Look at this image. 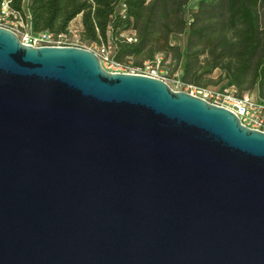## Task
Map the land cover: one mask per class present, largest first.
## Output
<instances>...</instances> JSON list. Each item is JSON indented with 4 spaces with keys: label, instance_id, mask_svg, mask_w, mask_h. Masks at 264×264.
<instances>
[{
    "label": "water",
    "instance_id": "water-1",
    "mask_svg": "<svg viewBox=\"0 0 264 264\" xmlns=\"http://www.w3.org/2000/svg\"><path fill=\"white\" fill-rule=\"evenodd\" d=\"M0 264H264V131L0 26Z\"/></svg>",
    "mask_w": 264,
    "mask_h": 264
},
{
    "label": "trees",
    "instance_id": "trees-1",
    "mask_svg": "<svg viewBox=\"0 0 264 264\" xmlns=\"http://www.w3.org/2000/svg\"><path fill=\"white\" fill-rule=\"evenodd\" d=\"M4 1L0 18L13 19L15 12L33 32L70 34L79 18L80 41L110 48L119 62L143 66L172 51L183 81L201 85L202 72L221 67L223 88L243 95L258 86L264 97V0H198L193 9L191 0H10L8 15ZM179 36H185L182 48L171 44Z\"/></svg>",
    "mask_w": 264,
    "mask_h": 264
},
{
    "label": "built area",
    "instance_id": "built-area-1",
    "mask_svg": "<svg viewBox=\"0 0 264 264\" xmlns=\"http://www.w3.org/2000/svg\"><path fill=\"white\" fill-rule=\"evenodd\" d=\"M9 2L10 0H5L2 5V12L6 15L11 13ZM12 14L14 15L15 19H18L21 27L13 28L2 25L0 26L14 31L19 36L20 40L25 44L35 47L77 46L72 43L70 34H54L49 31L33 32L28 21L26 22L29 26V29H23L26 27L24 24H22L24 21L18 18L17 13L12 12ZM127 40L133 41L136 39L134 35H128ZM100 51L101 53H96L99 55L103 67L108 71L142 74L156 77L167 82L165 76L162 74V71L159 69L160 59H158L156 63L145 62L143 66L127 70L129 66L125 63L115 60L111 54L110 48H101ZM172 89L176 91L188 92L191 95L201 97L210 103L225 107L230 111H233L240 118L241 123L246 127L248 126L251 129L264 131V99H255L248 93L239 95L236 89L233 87L211 88L208 86L185 82L180 78L175 80Z\"/></svg>",
    "mask_w": 264,
    "mask_h": 264
},
{
    "label": "rangeland",
    "instance_id": "rangeland-1",
    "mask_svg": "<svg viewBox=\"0 0 264 264\" xmlns=\"http://www.w3.org/2000/svg\"><path fill=\"white\" fill-rule=\"evenodd\" d=\"M197 1L198 0H191L188 5L189 9L195 8ZM22 24L26 26L23 29H29V26L27 25L26 21L22 22ZM0 25L6 26V27H13V28L21 27L20 23L18 22L17 19H15V17L13 19L6 18V17L0 18ZM70 35H71L70 38L73 44L79 47L91 49L97 53H101L100 48L80 41L79 26L76 20H74L71 24ZM185 43H186L185 36H179L177 40L171 41V44H177L181 48L185 45ZM158 59L164 60L163 62H159V69L162 71V74L165 76L167 83L171 87H173L175 80L179 78L181 79V76H182V69H181L180 64L173 57L172 51L168 53L167 56L165 54L159 55ZM201 60L204 61L205 57H201ZM145 62H149V61H143V64ZM127 65L129 66L127 70L140 67V64H136L135 59H130ZM226 83H227V77L221 67H216L210 72H202V76L200 78L201 85H205L211 88H221ZM243 93L244 94L248 93L255 99H264V97H261V98L259 97L258 86H255L251 89H246Z\"/></svg>",
    "mask_w": 264,
    "mask_h": 264
},
{
    "label": "crops",
    "instance_id": "crops-1",
    "mask_svg": "<svg viewBox=\"0 0 264 264\" xmlns=\"http://www.w3.org/2000/svg\"><path fill=\"white\" fill-rule=\"evenodd\" d=\"M76 21H77V24L79 25V18H77Z\"/></svg>",
    "mask_w": 264,
    "mask_h": 264
}]
</instances>
